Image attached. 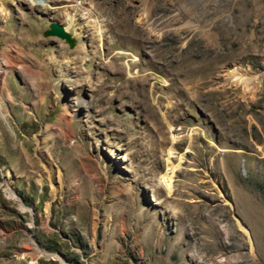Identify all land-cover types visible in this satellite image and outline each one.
Masks as SVG:
<instances>
[{"label":"rangeland","instance_id":"rangeland-1","mask_svg":"<svg viewBox=\"0 0 264 264\" xmlns=\"http://www.w3.org/2000/svg\"><path fill=\"white\" fill-rule=\"evenodd\" d=\"M244 197L264 0H0V264H264Z\"/></svg>","mask_w":264,"mask_h":264},{"label":"bare ground","instance_id":"bare-ground-1","mask_svg":"<svg viewBox=\"0 0 264 264\" xmlns=\"http://www.w3.org/2000/svg\"><path fill=\"white\" fill-rule=\"evenodd\" d=\"M6 193H7L6 197L9 200H13L14 199L13 195L11 194V192L8 191ZM243 199H244L245 205L250 210V214L252 215L253 222H254L255 226L258 228V231H259L260 236H261V243H262V245L264 247V216L258 210H255V209L251 208L249 203H248V200H246L245 197ZM214 231H215V233H212V234H214L215 237H218V230L214 229ZM250 243H251L252 246H255L253 239H250ZM30 244H32V242L29 240L28 237L23 238V246L20 247V249H19V251L17 253L22 254V255L27 253L28 252L27 249H29ZM210 246H211L212 252H215L216 248L212 245V243L210 244ZM210 246H209V249H210ZM30 248L32 249V251L36 252V255L42 254V255H45V256H50V255H47L46 253H43L42 251H39L36 247H34V246L32 247V245H31ZM234 248H237V247L236 246H232L231 247V249H234ZM28 253H31V252H28ZM228 264H234V263L228 261Z\"/></svg>","mask_w":264,"mask_h":264},{"label":"water","instance_id":"water-1","mask_svg":"<svg viewBox=\"0 0 264 264\" xmlns=\"http://www.w3.org/2000/svg\"><path fill=\"white\" fill-rule=\"evenodd\" d=\"M48 34H55L61 38H64L69 45L71 46L73 43V38L70 34L63 28V26L55 21L49 23V28L46 30Z\"/></svg>","mask_w":264,"mask_h":264}]
</instances>
